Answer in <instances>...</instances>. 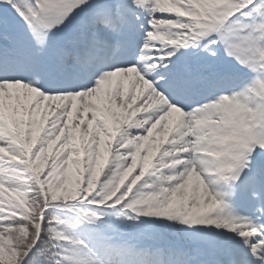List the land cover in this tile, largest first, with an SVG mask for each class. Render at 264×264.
I'll return each mask as SVG.
<instances>
[{"label":"snow or ice","instance_id":"1","mask_svg":"<svg viewBox=\"0 0 264 264\" xmlns=\"http://www.w3.org/2000/svg\"><path fill=\"white\" fill-rule=\"evenodd\" d=\"M0 264H264V0H0Z\"/></svg>","mask_w":264,"mask_h":264}]
</instances>
